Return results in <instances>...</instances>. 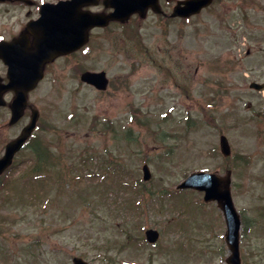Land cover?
I'll return each instance as SVG.
<instances>
[{"label": "rangeland", "instance_id": "374dc122", "mask_svg": "<svg viewBox=\"0 0 264 264\" xmlns=\"http://www.w3.org/2000/svg\"><path fill=\"white\" fill-rule=\"evenodd\" d=\"M144 29V42L94 34L30 97L48 179L29 151L0 177V264H228L217 202L177 189L197 171L231 173L242 264H264V90L250 88L264 83V0H217L187 23L151 14ZM81 70L105 71L109 88ZM142 226L159 241L141 247Z\"/></svg>", "mask_w": 264, "mask_h": 264}, {"label": "flooded vegetation", "instance_id": "af4514ba", "mask_svg": "<svg viewBox=\"0 0 264 264\" xmlns=\"http://www.w3.org/2000/svg\"><path fill=\"white\" fill-rule=\"evenodd\" d=\"M185 1L187 0H0V143H5L4 148L1 149L3 154L8 142L23 132L22 130L31 122L33 111L37 110L30 97L36 92L39 84L34 91L28 94L29 103L23 116L15 124H11L16 91L12 88L9 78L10 70L19 71L21 75L36 70V43L44 42L46 38L50 39V31H57L53 38H61L66 34L76 35L78 33L76 23L85 20L87 15H91L99 20L106 19L108 23L105 27L89 30L88 43L94 34L107 33L113 38L120 39L123 38V34L130 32L134 39L144 42L141 32L145 30V20L148 15H154L160 22L171 23L173 20H179L182 23H187L190 21L193 17L173 15L177 7L183 8ZM46 47L44 43V49ZM82 49L56 58V60L75 57L82 53ZM56 60L44 64L45 80L50 65ZM21 124L19 133L15 137H9L11 128L20 127ZM41 129L42 120L40 117L34 133L27 139L24 148L17 152L14 165L8 168L4 174L18 166L15 164L18 157L23 152L32 151L35 142L37 148L39 147L42 143L39 135L42 132ZM144 245L143 238L141 247Z\"/></svg>", "mask_w": 264, "mask_h": 264}, {"label": "water", "instance_id": "95a60500", "mask_svg": "<svg viewBox=\"0 0 264 264\" xmlns=\"http://www.w3.org/2000/svg\"><path fill=\"white\" fill-rule=\"evenodd\" d=\"M213 0H189L185 3L186 7L183 8V13L185 16L193 15L194 13H199L204 7L210 5ZM179 9L177 10V12ZM97 24H101V22L96 21L91 18L90 20H86L82 22L81 29H77L76 35L66 34L61 38H55L50 41L51 47L46 48L45 50H41V45L38 44L37 50L35 52L36 55V66L37 70H35L31 75H29L30 79L21 83L17 88V97L15 100V105L13 106L14 110V120L15 118L20 117L24 108L27 105V94L35 89L36 84L43 79V64L45 61H52L57 56L65 55L71 51L77 50L86 43L88 36V29L93 26H97ZM75 34V32H73ZM42 43V42H41ZM17 74H14L13 77H16ZM83 81L88 84L91 83L97 86L99 89H105L108 85V80L106 78V74L104 72L92 73L87 72L83 74ZM252 87L262 90L264 88V84L258 85L253 83ZM38 117V112L34 113L32 117V123L27 126L24 130V133L17 138V140L13 141L6 150V156L0 160V173L3 172L8 166L11 165L13 157L15 156L17 150H19L27 140V137L32 134L33 129L36 125ZM222 144V152L224 155H230V144H228V140L226 137L221 138ZM145 176L144 179L148 180L151 176L150 169L148 166L144 168ZM230 176L227 178H221L216 174L206 173V172H197L191 174L187 180L182 182L179 186V189H196L200 192H205L204 199L209 202L216 200L219 204L220 209L224 212V217L227 221V234L226 241L230 247V251H232V255L229 257L228 262L232 264H240V231H241V218L239 217V213L237 208L234 206L233 197L231 196V187H230ZM148 236L150 241H156L159 237V233L156 231L150 230L148 232ZM75 264H88L84 262L80 258L75 259Z\"/></svg>", "mask_w": 264, "mask_h": 264}, {"label": "trees", "instance_id": "16d2710c", "mask_svg": "<svg viewBox=\"0 0 264 264\" xmlns=\"http://www.w3.org/2000/svg\"><path fill=\"white\" fill-rule=\"evenodd\" d=\"M35 152L38 154V158H39V155L41 154L40 150L39 152L35 150Z\"/></svg>", "mask_w": 264, "mask_h": 264}]
</instances>
